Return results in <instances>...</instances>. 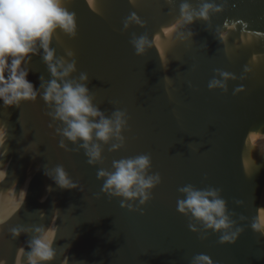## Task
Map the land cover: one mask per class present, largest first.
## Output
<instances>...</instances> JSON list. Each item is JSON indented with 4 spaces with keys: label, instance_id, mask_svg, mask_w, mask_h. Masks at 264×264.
I'll list each match as a JSON object with an SVG mask.
<instances>
[{
    "label": "water",
    "instance_id": "1",
    "mask_svg": "<svg viewBox=\"0 0 264 264\" xmlns=\"http://www.w3.org/2000/svg\"><path fill=\"white\" fill-rule=\"evenodd\" d=\"M185 2L196 10L201 4L65 0L76 15L77 34L57 32L52 46L66 60L68 51L74 54L73 79L88 75L87 87L106 116L117 109L127 113L125 147L110 152L105 146L103 161L90 166L82 150L59 147V124L42 99L19 108L0 104L6 131L0 145V264H29L36 227L52 240L51 264H192L197 254L213 264H264V235L251 227L264 221V0H207L223 11L209 24L193 23L192 40L183 43L178 36L186 27L178 21ZM133 13L144 26L125 30ZM133 35L148 36L146 55H136ZM28 67L37 89L41 77L50 79L40 57ZM217 71L237 77L227 92L208 88ZM241 85L245 91L234 95ZM140 154L151 156L150 174L159 173L161 183L147 205L136 202L138 210L128 211L101 192L97 171ZM58 165L82 192L61 190L44 174H54ZM188 184L221 190L243 229L235 244H220L202 227L189 230L190 218L177 211L178 189ZM13 229L25 234L14 239Z\"/></svg>",
    "mask_w": 264,
    "mask_h": 264
},
{
    "label": "clouds",
    "instance_id": "2",
    "mask_svg": "<svg viewBox=\"0 0 264 264\" xmlns=\"http://www.w3.org/2000/svg\"><path fill=\"white\" fill-rule=\"evenodd\" d=\"M129 3L135 4V0H129ZM222 11L221 5L207 0H201L198 10L187 2L181 4L178 24L182 23L186 31L179 34V42L192 40L193 33L188 29L193 23L202 21L209 24L212 14ZM132 24L144 26L135 13L124 21V29ZM57 32H63L70 38L77 34L76 15L65 6V0H0V104L5 109L19 108L23 103L42 99L50 108L48 116L59 124L55 129L61 138L59 147L68 151L69 144L75 146L84 152L90 166H96L104 159L105 146L110 152H118L125 147L123 133L128 127V116L119 109L106 116L95 104V98L87 87L88 75L81 73L78 79H73L77 72L74 54L68 51L66 60L58 57L52 46ZM131 44L137 56L146 55L152 47L147 35H133ZM33 56L40 57L50 76L47 81L40 78L38 89L28 79V66ZM250 71L245 67V73ZM215 75L219 78L209 81L210 91L219 89L227 92L228 82L237 79L225 71H217ZM164 81L171 83L168 77ZM244 91L241 85L234 89L233 94ZM5 136L6 131L0 128V145L4 143ZM151 169L149 154L113 160L111 170L100 168L97 171V179L103 182L101 192L110 199L121 200V208L137 211L133 205L136 202L141 207L147 205L153 190L161 183L160 174H150ZM53 173L45 171L44 174L61 190L82 192L80 185L69 177L62 165L56 166ZM178 191L182 198L177 200V211L190 218L188 227L191 232L198 233L202 227L206 232L217 234L222 245L236 243L243 229L236 227L221 190L212 187L200 189L188 184ZM251 227L254 232L264 235V221L254 222ZM24 234L23 229L11 232L14 239ZM29 249V264H51L54 260L52 240L42 227L34 229ZM192 264L213 262L207 255L197 254Z\"/></svg>",
    "mask_w": 264,
    "mask_h": 264
}]
</instances>
